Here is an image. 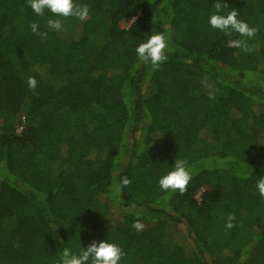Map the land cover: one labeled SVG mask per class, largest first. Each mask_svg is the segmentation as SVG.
<instances>
[{
  "label": "trees",
  "instance_id": "16d2710c",
  "mask_svg": "<svg viewBox=\"0 0 264 264\" xmlns=\"http://www.w3.org/2000/svg\"><path fill=\"white\" fill-rule=\"evenodd\" d=\"M25 2L0 0V264H60L94 240L119 264H264V0H220L253 38L210 26L217 0H76L84 21ZM155 33L158 68L135 51ZM176 159L183 195L158 183Z\"/></svg>",
  "mask_w": 264,
  "mask_h": 264
},
{
  "label": "clouds",
  "instance_id": "9594fccd",
  "mask_svg": "<svg viewBox=\"0 0 264 264\" xmlns=\"http://www.w3.org/2000/svg\"><path fill=\"white\" fill-rule=\"evenodd\" d=\"M25 4L39 16H43L47 10L57 17H75L80 21H84L89 15L88 5L76 3V0H26ZM227 7V3H221L220 0H217L214 4L215 12L210 15L208 20L210 26L228 36H231L235 32L240 37H255L258 29L238 19L239 14L236 10L224 12L223 10ZM30 27L33 33L40 35L42 39H47L48 33L39 31L38 23L32 22ZM47 27L60 31L63 26L60 19H49ZM227 46L248 51L247 42L244 39H230ZM167 48L168 38L163 33H155L140 43L135 51L140 61L145 64L150 63L153 68H158L168 59L166 55ZM37 84L38 82L34 76L27 77V85L31 90L35 91ZM209 95L210 99H214L213 94L210 93ZM191 178V173L187 168V161L176 159L172 170L163 175L158 183L164 191H171L173 193L178 191L183 195L188 191ZM130 183L131 180L127 176H124L121 178L120 187H126ZM256 189L260 197L264 198V176L257 180ZM234 221L235 214L230 213L227 216L225 227L229 230L232 229L235 226ZM132 227L137 231H142L145 226L139 219H136ZM124 255L125 253L122 248L116 243L109 240L99 242L94 240L86 249L82 248L79 254H74L71 250L64 248L60 264H119Z\"/></svg>",
  "mask_w": 264,
  "mask_h": 264
},
{
  "label": "rangeland",
  "instance_id": "374dc122",
  "mask_svg": "<svg viewBox=\"0 0 264 264\" xmlns=\"http://www.w3.org/2000/svg\"><path fill=\"white\" fill-rule=\"evenodd\" d=\"M133 21V18H130L124 22H122V26H128ZM18 131H21V128H18Z\"/></svg>",
  "mask_w": 264,
  "mask_h": 264
}]
</instances>
